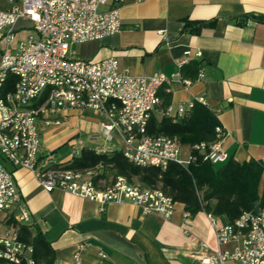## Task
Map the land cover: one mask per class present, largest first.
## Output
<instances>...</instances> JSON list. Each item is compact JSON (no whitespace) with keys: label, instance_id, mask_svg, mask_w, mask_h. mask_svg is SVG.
Instances as JSON below:
<instances>
[{"label":"crops","instance_id":"crops-1","mask_svg":"<svg viewBox=\"0 0 264 264\" xmlns=\"http://www.w3.org/2000/svg\"><path fill=\"white\" fill-rule=\"evenodd\" d=\"M12 6L10 0H0V11ZM114 8H120L122 31L73 45L71 57L86 61L114 58L133 76L173 78L182 73L179 62L190 52L186 66L197 63V76L187 77L192 80L188 87L177 81L163 86L160 93L169 94L171 104L167 109L159 106L153 115L159 120L164 116L178 120L180 106L204 98L228 134L224 141L228 158L214 164L215 168L230 160L264 164V0H108L101 11ZM213 19L217 20L213 29L206 28L199 35L184 32L185 20ZM13 34L10 42L0 32V62L4 53H17L20 44L36 32L31 21L21 19ZM199 51L203 55L196 58ZM49 117L64 122L47 127L40 120L41 154H54L58 165L70 162L77 151L81 154L90 148L97 152L105 145L103 139H96L105 118L94 111L62 110ZM66 145L73 155L62 150ZM106 145L114 151L122 149L116 135ZM7 167L30 216L27 226L32 237L41 233L54 250L51 264H73L81 245L85 246L82 264H207L203 257L218 249L215 226L204 211L186 218L185 206L177 203L169 220L144 214L129 202L111 203L101 211L99 204L88 199L61 190L45 191L28 170ZM16 224L14 213L1 212L0 237L17 230ZM215 225L226 224L215 217ZM236 246L237 242H231L223 249L232 251Z\"/></svg>","mask_w":264,"mask_h":264},{"label":"built area","instance_id":"built-area-1","mask_svg":"<svg viewBox=\"0 0 264 264\" xmlns=\"http://www.w3.org/2000/svg\"><path fill=\"white\" fill-rule=\"evenodd\" d=\"M12 8L0 11V32L14 41V27L21 19L34 25L35 36L19 46L17 53H4L0 62V90L8 75L18 78L15 90L0 96V213H14L19 224L31 223L22 204V196L12 170L30 171L38 184L47 192L61 190L100 205L101 211L111 203L129 202L140 207L144 214H156L169 220L175 213L176 202L160 188L147 187L118 176L102 186L93 180L94 172H77L58 165L54 154H41L38 124L61 126L62 119L50 115L62 110H92L105 118L96 139H103L99 154L114 151L106 144L116 135L121 142L123 156L134 166L159 168L165 171L170 164L183 168L196 161L190 153L182 160L185 148L177 139L149 136L147 127L152 114L161 104L160 89L177 81L188 87L192 80L180 72L173 78L164 74L133 76L122 70L114 59L86 61L71 57V47L89 41L101 40L120 33L123 24L120 8L101 11L108 0H10ZM187 52L179 62L183 68L190 62ZM196 53V58L202 57ZM199 79L203 78L200 71ZM196 105L208 107L204 98H196L187 106H180L178 117L183 118ZM225 129L216 128V141L202 143L195 150L204 161L224 163L227 154ZM80 152H75L78 157ZM215 226L218 249L204 258L207 264H264V212H245L233 224L216 226L215 217L208 214ZM186 218L191 214L186 211ZM187 233V232H186ZM237 242L234 250H224ZM203 249L208 247L202 244ZM80 246L73 264H82ZM32 245L22 241L17 230L0 237V262L3 264H36Z\"/></svg>","mask_w":264,"mask_h":264},{"label":"trees","instance_id":"trees-1","mask_svg":"<svg viewBox=\"0 0 264 264\" xmlns=\"http://www.w3.org/2000/svg\"><path fill=\"white\" fill-rule=\"evenodd\" d=\"M252 19L262 21L261 18ZM244 23L241 22L240 25ZM216 24V19L185 20L184 32L199 35L206 28H215ZM198 72L197 63L182 69L184 78L194 79ZM17 82V76L9 74L3 89L0 90V96L13 92ZM160 92V106L167 109L171 104V97ZM219 125L216 114L202 105H196L178 120L167 116L159 120L152 114L147 127L149 136L177 139L191 154L197 156L196 161L187 169L177 164H170L165 171L155 167L141 168L129 163L120 151L99 154L90 148L83 149L78 157L61 166L83 173L98 170L99 173L93 180L101 186L112 183L118 176H123L130 182L137 180L147 187L160 188L176 203L183 204L191 215L204 211L230 225L245 212H264V164L256 160L244 164L230 160L217 169L214 164L204 161L201 157L203 154L195 150V147L202 143L215 142L216 128ZM15 226L21 240L33 246L36 264H51L55 256L54 250L43 235L38 233L32 237L29 226Z\"/></svg>","mask_w":264,"mask_h":264},{"label":"rangeland","instance_id":"rangeland-1","mask_svg":"<svg viewBox=\"0 0 264 264\" xmlns=\"http://www.w3.org/2000/svg\"><path fill=\"white\" fill-rule=\"evenodd\" d=\"M62 150H65V151L68 152V154L73 155V150L68 145L64 146ZM181 158L184 161H187L188 160V158H189V151H188V149H186V148L183 149V151H182V157ZM93 172H94V176H96V174L99 173L98 170H94ZM135 182H139V181L135 180Z\"/></svg>","mask_w":264,"mask_h":264}]
</instances>
